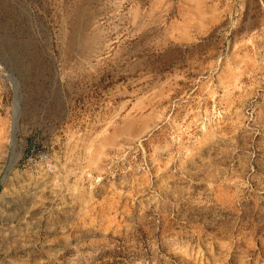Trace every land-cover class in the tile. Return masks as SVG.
Instances as JSON below:
<instances>
[{
  "label": "rangeland",
  "instance_id": "1",
  "mask_svg": "<svg viewBox=\"0 0 264 264\" xmlns=\"http://www.w3.org/2000/svg\"><path fill=\"white\" fill-rule=\"evenodd\" d=\"M213 2L0 0V264H264V0Z\"/></svg>",
  "mask_w": 264,
  "mask_h": 264
},
{
  "label": "crops",
  "instance_id": "2",
  "mask_svg": "<svg viewBox=\"0 0 264 264\" xmlns=\"http://www.w3.org/2000/svg\"><path fill=\"white\" fill-rule=\"evenodd\" d=\"M152 1H155V0H152ZM180 1H182V2H184V3H198V4H202V3H204V1H206V0H180ZM208 2H210V3H212V4H215L213 1L214 0H207ZM122 130H124V129H122ZM125 130L127 131V127L125 128ZM117 133H118V131H117ZM133 134H131L130 133V137H133L132 136ZM108 138H110V137H108Z\"/></svg>",
  "mask_w": 264,
  "mask_h": 264
},
{
  "label": "bare ground",
  "instance_id": "3",
  "mask_svg": "<svg viewBox=\"0 0 264 264\" xmlns=\"http://www.w3.org/2000/svg\"><path fill=\"white\" fill-rule=\"evenodd\" d=\"M14 160V156L12 155V161Z\"/></svg>",
  "mask_w": 264,
  "mask_h": 264
}]
</instances>
